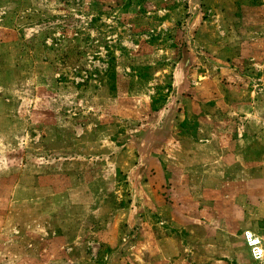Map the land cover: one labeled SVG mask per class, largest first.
Here are the masks:
<instances>
[{"label":"rangeland","instance_id":"374dc122","mask_svg":"<svg viewBox=\"0 0 264 264\" xmlns=\"http://www.w3.org/2000/svg\"><path fill=\"white\" fill-rule=\"evenodd\" d=\"M244 230L264 0H0V264H261Z\"/></svg>","mask_w":264,"mask_h":264},{"label":"built area","instance_id":"2783aa9c","mask_svg":"<svg viewBox=\"0 0 264 264\" xmlns=\"http://www.w3.org/2000/svg\"><path fill=\"white\" fill-rule=\"evenodd\" d=\"M243 240L251 258L264 264V240L251 230L243 231Z\"/></svg>","mask_w":264,"mask_h":264},{"label":"crops","instance_id":"0c3cea01","mask_svg":"<svg viewBox=\"0 0 264 264\" xmlns=\"http://www.w3.org/2000/svg\"><path fill=\"white\" fill-rule=\"evenodd\" d=\"M158 172H156V174H157ZM35 188H37L38 189V184L36 185V186H34ZM71 205H73V204H71ZM195 223V222H194ZM220 229V228H219ZM228 230V228L226 229V231ZM228 232V231H227ZM218 233L219 234H221V230H218ZM221 236H222V234H221ZM221 236H219V237H221ZM261 238H262V240H264V237H262V236H260ZM155 241H156V245H155V247H153V248H150L151 249V251L152 252H155V253H160L161 251H162V253H164L165 255H167L169 252V250L170 249H172V245H171V243H173V241H172V237H165V238H157V239H155ZM164 246V247H163ZM160 247L162 248V250L160 249ZM164 251V252H163ZM249 253V252H248ZM250 255V254H249Z\"/></svg>","mask_w":264,"mask_h":264},{"label":"trees","instance_id":"16d2710c","mask_svg":"<svg viewBox=\"0 0 264 264\" xmlns=\"http://www.w3.org/2000/svg\"><path fill=\"white\" fill-rule=\"evenodd\" d=\"M111 59H114V57L112 56ZM113 63H114L113 61L109 63V67H110V68H113V66H114ZM112 65H113V66H112ZM108 69H109V68H108ZM110 70H111V69H110ZM90 77H91V74H88L87 77H86V79H88V78H90ZM156 89H158V91H159V90L161 91V90H162V87L159 86V85H157V86H156ZM158 93H159V92H158Z\"/></svg>","mask_w":264,"mask_h":264}]
</instances>
